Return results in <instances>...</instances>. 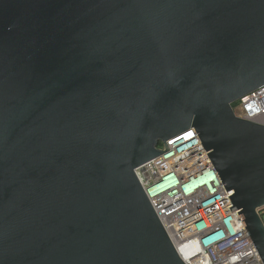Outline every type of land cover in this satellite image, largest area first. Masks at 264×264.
Returning a JSON list of instances; mask_svg holds the SVG:
<instances>
[{
  "label": "water",
  "instance_id": "1",
  "mask_svg": "<svg viewBox=\"0 0 264 264\" xmlns=\"http://www.w3.org/2000/svg\"><path fill=\"white\" fill-rule=\"evenodd\" d=\"M262 85L264 0H0V264H185L134 170L190 128L264 264Z\"/></svg>",
  "mask_w": 264,
  "mask_h": 264
},
{
  "label": "built area",
  "instance_id": "2",
  "mask_svg": "<svg viewBox=\"0 0 264 264\" xmlns=\"http://www.w3.org/2000/svg\"><path fill=\"white\" fill-rule=\"evenodd\" d=\"M235 103L237 117L264 126V85ZM165 143L134 172L184 263L263 264L196 131Z\"/></svg>",
  "mask_w": 264,
  "mask_h": 264
},
{
  "label": "rangeland",
  "instance_id": "3",
  "mask_svg": "<svg viewBox=\"0 0 264 264\" xmlns=\"http://www.w3.org/2000/svg\"><path fill=\"white\" fill-rule=\"evenodd\" d=\"M258 212H259V214H260V216H261V219H262V221H263V223H264V206L261 207V208L258 210Z\"/></svg>",
  "mask_w": 264,
  "mask_h": 264
},
{
  "label": "trees",
  "instance_id": "4",
  "mask_svg": "<svg viewBox=\"0 0 264 264\" xmlns=\"http://www.w3.org/2000/svg\"><path fill=\"white\" fill-rule=\"evenodd\" d=\"M235 104H236L235 102H234V103H232V106L234 107V106H235ZM159 144H160V143H159Z\"/></svg>",
  "mask_w": 264,
  "mask_h": 264
},
{
  "label": "snow or ice",
  "instance_id": "5",
  "mask_svg": "<svg viewBox=\"0 0 264 264\" xmlns=\"http://www.w3.org/2000/svg\"><path fill=\"white\" fill-rule=\"evenodd\" d=\"M188 135H191V133H188Z\"/></svg>",
  "mask_w": 264,
  "mask_h": 264
}]
</instances>
